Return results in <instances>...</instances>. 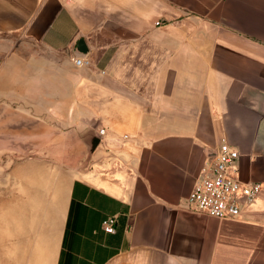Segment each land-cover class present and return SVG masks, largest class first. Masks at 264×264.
<instances>
[{
    "label": "crops",
    "instance_id": "1",
    "mask_svg": "<svg viewBox=\"0 0 264 264\" xmlns=\"http://www.w3.org/2000/svg\"><path fill=\"white\" fill-rule=\"evenodd\" d=\"M222 142L234 220L186 207ZM0 264H264V0H0Z\"/></svg>",
    "mask_w": 264,
    "mask_h": 264
},
{
    "label": "built area",
    "instance_id": "2",
    "mask_svg": "<svg viewBox=\"0 0 264 264\" xmlns=\"http://www.w3.org/2000/svg\"><path fill=\"white\" fill-rule=\"evenodd\" d=\"M74 63L86 65L87 61L75 59ZM99 134L103 135L104 130H99ZM237 159L238 152L222 142L215 155L204 162L187 197V210L218 220H234L240 217L245 206L256 201L262 186L239 180ZM116 223L115 217H106L102 222L103 231L114 234Z\"/></svg>",
    "mask_w": 264,
    "mask_h": 264
},
{
    "label": "water",
    "instance_id": "3",
    "mask_svg": "<svg viewBox=\"0 0 264 264\" xmlns=\"http://www.w3.org/2000/svg\"><path fill=\"white\" fill-rule=\"evenodd\" d=\"M78 50L82 53L85 52V45L83 43V41H80L79 44H78Z\"/></svg>",
    "mask_w": 264,
    "mask_h": 264
}]
</instances>
